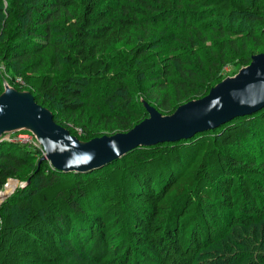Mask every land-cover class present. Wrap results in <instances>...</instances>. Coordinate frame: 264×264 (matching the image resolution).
I'll list each match as a JSON object with an SVG mask.
<instances>
[{"label":"trees","instance_id":"trees-1","mask_svg":"<svg viewBox=\"0 0 264 264\" xmlns=\"http://www.w3.org/2000/svg\"><path fill=\"white\" fill-rule=\"evenodd\" d=\"M260 53L264 0H0V64L84 141L129 132L144 102L171 115ZM43 156L0 141V191L30 180L0 206V264H202L212 249L264 264V238L231 237L264 223V109L89 173Z\"/></svg>","mask_w":264,"mask_h":264},{"label":"water","instance_id":"water-1","mask_svg":"<svg viewBox=\"0 0 264 264\" xmlns=\"http://www.w3.org/2000/svg\"><path fill=\"white\" fill-rule=\"evenodd\" d=\"M5 89L0 95V138L5 133L29 131L44 148L41 161H49L59 172L89 173L139 147L190 140L260 112L264 108V53L254 55L248 66L214 86L207 96L181 105L173 114L162 115L144 102L149 117L132 130L89 142H81L57 124L53 113L31 93Z\"/></svg>","mask_w":264,"mask_h":264},{"label":"rangeland","instance_id":"rangeland-1","mask_svg":"<svg viewBox=\"0 0 264 264\" xmlns=\"http://www.w3.org/2000/svg\"><path fill=\"white\" fill-rule=\"evenodd\" d=\"M247 7V6H246ZM244 68V67H241V68H238L236 69L234 67V64L233 62L232 63H229L227 66H225V70H224V79L226 78H229V77H233L235 75H237L240 70ZM13 78V83H14V80H15V77L12 76V74L10 72L7 71L6 67L3 65V64H0V84L2 85V88H3V91H2V94L6 92V86L8 87H11V88H14L16 89L17 91H20L18 88H21V87H24L25 84L22 82V83H14V84H11V80L10 78ZM18 77V76H16ZM18 78H21V77H18ZM223 79V80H224ZM222 80V81H223ZM221 81V82H222ZM219 84V83H218ZM24 92H29L33 95V93L30 91V90H25ZM1 94V95H2ZM34 96V95H33ZM204 98V97H203ZM202 99V98H200ZM196 100H199V99H196ZM36 101V100H35ZM193 101V100H192ZM37 102V101H36ZM39 104V103H38ZM41 105V104H39ZM42 106V105H41ZM44 107V106H43ZM145 107V106H144ZM153 107V106H151ZM44 108H47V107H44ZM155 108V107H154ZM49 109V108H47ZM264 109V108H263ZM50 110V109H49ZM51 111V110H50ZM52 112V111H51ZM163 115V114H162ZM149 117V115H148ZM65 128V127H64ZM67 129V128H66ZM68 130V129H67ZM20 136H26L28 137V143L33 145V146H37L39 148H41L43 150V153H44V156L42 158L45 157V152H44V148L43 146L37 141V139L35 138V136L29 132V131H26V130H22V131H16V132H12V133H5L2 135V137L0 138V141H11V140H14V141H17V140H20ZM74 136V135H73ZM106 136V135H104ZM76 138H78L77 136H74ZM102 137V136H101ZM95 138H99V137H95ZM93 138V139H95ZM79 139V138H78ZM80 140V139H79ZM92 140V139H91ZM91 140H88V141H84V140H80L81 142H89ZM47 161V160H46ZM49 162V161H48ZM52 167V166H51ZM53 168V167H52ZM32 173V171H31ZM30 173V174H31ZM15 181H18L17 183ZM11 182H15L16 185H14V188H11L10 187L12 186V183ZM30 183V180H27V181H21L19 179H13L11 181H9V183L6 184V186L0 191V206L1 204L9 197L11 196L12 194L15 193V191L17 189H20V188H24V184H27V183ZM28 183V184H29ZM27 184V185H28ZM252 236H255L258 241V243H261L262 241V238H264V223H261L260 225H258L257 227H250L248 229H244V228H239V229H236L232 234H231V237H233L234 239L236 240H240V241H244L246 238H250ZM252 239V240H253ZM230 256H232V254H226L225 253V250H222L220 249L219 251H217L216 249H212L208 255H206L207 258L209 257H213L211 262L210 263H215L216 262V259L221 261L220 263H224L225 264V260H226V257L230 258ZM203 258L202 259V264H207L208 260H205L206 259ZM226 264H229V260L227 259V263Z\"/></svg>","mask_w":264,"mask_h":264},{"label":"built area","instance_id":"built-area-1","mask_svg":"<svg viewBox=\"0 0 264 264\" xmlns=\"http://www.w3.org/2000/svg\"><path fill=\"white\" fill-rule=\"evenodd\" d=\"M10 80L13 81V78L11 77ZM22 82H23L22 78L15 77L14 83H22ZM11 141H14V140H11ZM17 141H20L22 143H28V137L20 136V140H17Z\"/></svg>","mask_w":264,"mask_h":264},{"label":"bare ground","instance_id":"bare-ground-1","mask_svg":"<svg viewBox=\"0 0 264 264\" xmlns=\"http://www.w3.org/2000/svg\"><path fill=\"white\" fill-rule=\"evenodd\" d=\"M11 183H12V186L10 187V189H11V188H14V185H16L15 182H11ZM16 183H17V182H16Z\"/></svg>","mask_w":264,"mask_h":264}]
</instances>
